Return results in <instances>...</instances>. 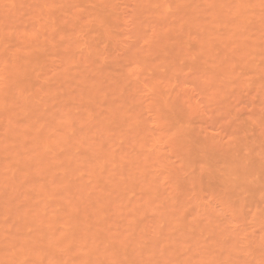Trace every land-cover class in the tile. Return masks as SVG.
Wrapping results in <instances>:
<instances>
[{
	"label": "bare ground",
	"instance_id": "obj_1",
	"mask_svg": "<svg viewBox=\"0 0 264 264\" xmlns=\"http://www.w3.org/2000/svg\"><path fill=\"white\" fill-rule=\"evenodd\" d=\"M0 264H264V0H0Z\"/></svg>",
	"mask_w": 264,
	"mask_h": 264
}]
</instances>
